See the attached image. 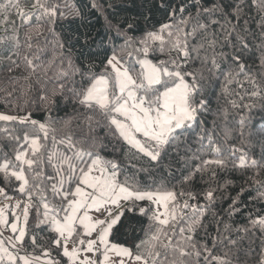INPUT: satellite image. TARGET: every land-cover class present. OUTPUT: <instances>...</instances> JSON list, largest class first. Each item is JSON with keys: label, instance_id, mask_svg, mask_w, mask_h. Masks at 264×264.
Returning <instances> with one entry per match:
<instances>
[{"label": "snow or ice", "instance_id": "obj_1", "mask_svg": "<svg viewBox=\"0 0 264 264\" xmlns=\"http://www.w3.org/2000/svg\"><path fill=\"white\" fill-rule=\"evenodd\" d=\"M246 4L260 16L255 67L245 62L254 35ZM91 7L103 11L96 0ZM159 7L158 27L109 22L96 50L103 55L84 63L93 55L88 32L66 43L55 32L58 3L0 0V64L9 73L0 86L9 108L0 112V198L8 201L0 203V264H240L239 233L257 231L254 264H264V214L250 212L235 233L223 219L240 211L249 189L264 201V127L249 126L252 109L264 112V0ZM42 21L54 53L47 60L33 37ZM216 82L217 95L239 97L227 100L232 109L248 110L239 143L217 138L226 110L213 107ZM232 85L247 87L241 95ZM33 91L39 120L18 102ZM235 174L244 183L213 211Z\"/></svg>", "mask_w": 264, "mask_h": 264}, {"label": "trees", "instance_id": "obj_2", "mask_svg": "<svg viewBox=\"0 0 264 264\" xmlns=\"http://www.w3.org/2000/svg\"><path fill=\"white\" fill-rule=\"evenodd\" d=\"M50 2L58 3L60 5V10L64 13L63 19H58L55 25V32L64 39L67 43L72 41L77 34H81L85 31L88 32L90 37V45L93 51V55L89 60H84V57L81 56L80 60L84 63H89L91 61H96L97 55L102 56L103 52L97 53V48L101 40H107L108 36L106 33V26L109 22L112 25L120 24L126 26L128 23H134L139 30H145L152 28L153 25L158 27V22L165 21L166 13L164 10H161L160 0H96L99 3L103 11L98 12L96 9L91 7L92 0H50ZM171 3L174 5H179L184 3L185 5H190V0H171ZM27 11H32L31 8L26 9ZM190 10H192L190 8ZM77 12H80L84 19L82 20L79 16L76 15ZM148 18L147 20L145 18ZM244 18L248 21L247 27L249 28L250 33V47L247 53L245 54V62L250 66H258L260 63V51L258 48L260 30L258 27V21L260 16L257 10L250 8L247 4L244 8ZM244 21H241L243 25ZM34 27L35 24L33 25ZM40 28L42 31L39 35L36 32H33L34 41H38L41 46H45V37L48 35L47 25L41 22ZM0 35H3L0 32ZM114 35V33H113ZM36 47V43H34ZM45 60L49 59L54 55L51 45H47ZM79 45L76 43L72 44L74 50L78 49ZM88 52V49L84 50ZM171 55H175L172 53ZM167 53L164 56H159L160 59L166 58ZM9 75L6 65L0 64V86H3V82L6 81L7 76ZM77 79H79L77 77ZM241 79H243L241 77ZM52 87V85H49ZM231 88H234L236 92H239L241 95L244 93L245 87L239 85H232ZM211 91L213 92L212 100L213 107L217 105L222 106L226 111L217 119V138L222 145H231L233 143H239L237 137L239 136V120L241 116H247L248 110L243 112L231 108L230 104H227L228 99H239L238 96H228L227 94L217 95L221 93V83L216 82L210 86ZM19 95V93H17ZM19 104L25 109V112L31 110L33 119H42L43 111L41 110V102L37 98L36 91H33L29 95L21 96L19 99ZM245 102H247L245 100ZM0 111L8 112L4 104V99L2 94H0ZM22 112L21 114H25ZM264 112L259 111V107L251 110V116L249 118V126L255 125L256 129L264 127ZM211 120L209 118V127H211ZM228 132L226 137L225 133ZM195 140V137H193ZM198 145L193 144L195 149ZM249 149L251 146H248ZM259 152V146H256L255 149ZM207 158V157H206ZM223 183V181H221ZM244 183V178L239 174H235V183L228 186V190L223 193L225 199H218L216 202V207L213 209L215 212H221L222 209H226L230 200L227 199L229 192L232 196H235L236 192L239 191V185ZM205 185H199L198 187H204ZM248 188V185H244ZM234 189V190H233ZM251 197V198H250ZM256 193L249 189V194L243 197V203L240 204V211L234 214L231 218L223 216V219L228 223L232 229L242 228L248 223V216L250 212H261L264 214V201H259L256 198ZM206 224L209 225V230L214 234L216 229L215 221L212 220L211 214H209V220L206 221ZM239 235L243 237L242 243L240 245L241 254L238 259L240 264H254L255 257L258 255L261 237L257 231L255 235H250L245 237L243 232H240ZM235 238V234L233 236ZM251 248V254L245 256L243 251ZM234 258L235 250H234Z\"/></svg>", "mask_w": 264, "mask_h": 264}, {"label": "crops", "instance_id": "obj_3", "mask_svg": "<svg viewBox=\"0 0 264 264\" xmlns=\"http://www.w3.org/2000/svg\"><path fill=\"white\" fill-rule=\"evenodd\" d=\"M15 203V200L12 201V203ZM0 203H8V201H4L2 198H0Z\"/></svg>", "mask_w": 264, "mask_h": 264}, {"label": "rangeland", "instance_id": "obj_4", "mask_svg": "<svg viewBox=\"0 0 264 264\" xmlns=\"http://www.w3.org/2000/svg\"><path fill=\"white\" fill-rule=\"evenodd\" d=\"M0 112H2V111H0ZM14 203V202H13Z\"/></svg>", "mask_w": 264, "mask_h": 264}]
</instances>
